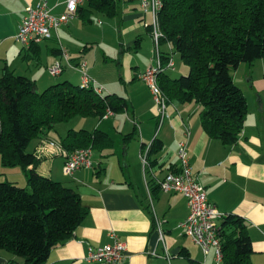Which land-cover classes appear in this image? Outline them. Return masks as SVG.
Returning <instances> with one entry per match:
<instances>
[{
	"label": "crops",
	"instance_id": "crops-1",
	"mask_svg": "<svg viewBox=\"0 0 264 264\" xmlns=\"http://www.w3.org/2000/svg\"><path fill=\"white\" fill-rule=\"evenodd\" d=\"M39 1L0 0V77L8 68L16 75L35 81L38 89L42 90L52 86L54 81V84L71 81L72 77L76 80L77 75L66 73L69 70L78 73L75 85H81L80 72L69 67L66 61H63L64 71L60 76L53 77L48 71L55 62L63 60L62 52L66 50L72 65L86 61L88 74L93 73V78L105 83L95 74L96 63L93 64L91 56L86 54L92 48L89 46L92 39L81 35L86 27L78 16L58 31H52L49 40L29 48L16 42L15 35L22 24L25 9ZM46 1L56 16L67 10L66 0ZM118 5L120 10L115 19H120L117 26L121 23L123 28L120 59L125 69L124 73L121 72L120 81L131 88L127 98L130 109L125 112L126 116L117 114L107 119L87 121L95 123L94 129L107 133L115 141V146L94 151L93 168L80 170L71 177L63 172L64 158L40 151L44 141H54L51 139L53 135L63 138L58 130L60 126L50 131L45 139L33 141L34 147L29 151L41 160L37 173L75 190L88 210L73 238L55 247L44 264H104L87 262L85 258L90 247L113 244L112 234L127 246L119 264H216L213 251L205 257L179 228L190 213L187 199L182 194L163 193L159 188L169 173L180 169L178 144L185 140L186 129L191 133L188 151L192 172L206 189L208 200L226 216L233 214L244 220L253 246L250 261L252 264H264L263 59L252 65H241L233 72L234 81L244 92L248 103L244 129L235 144H224L206 134L201 125L204 107L195 103H169L161 123L158 108L151 102V92L146 84L142 86L144 83L139 79L149 66L145 65L134 74L132 70L138 69L140 63L137 56L130 55L133 49L136 52L142 49L145 35H151L146 26L150 21L141 14L137 0H120ZM79 6H84V3ZM168 47H165L166 51L171 50ZM175 54L171 51L169 55L173 57ZM180 70L185 74V67L180 66ZM143 90L147 93L146 102L143 101L145 94L140 93ZM83 121L79 123L83 124ZM79 123L73 125L79 126ZM68 127L65 137L74 130L72 126ZM131 133L134 138L125 146L123 140ZM31 169L26 172L18 166L4 167L0 156V182L22 184L20 186L24 187ZM156 218L162 222L165 243L159 241ZM185 250L193 261L184 257ZM0 264H24V260L2 251Z\"/></svg>",
	"mask_w": 264,
	"mask_h": 264
},
{
	"label": "trees",
	"instance_id": "trees-1",
	"mask_svg": "<svg viewBox=\"0 0 264 264\" xmlns=\"http://www.w3.org/2000/svg\"><path fill=\"white\" fill-rule=\"evenodd\" d=\"M162 44L171 46L190 68L188 75L160 74V86L169 103L204 107L201 125L206 134L227 145L235 144L248 114L247 98L233 72L241 65L264 59V0H162ZM76 15L90 22L94 14L113 19L117 0H83ZM167 60L169 53L162 52ZM127 98L97 94L71 81L39 92L35 81L6 68L0 77V156L4 167H21L28 182L20 187L0 182V252L44 264L51 251L73 238L88 210L80 195L63 183L36 171L40 159L28 151L33 141L45 139L59 124L75 118L104 119L128 112ZM134 134L124 138L127 146ZM68 151L91 148L103 151L115 141L105 132L70 130L62 141ZM220 237L224 264H252V240L244 220L227 215ZM184 257L193 261L185 250Z\"/></svg>",
	"mask_w": 264,
	"mask_h": 264
},
{
	"label": "built area",
	"instance_id": "built-area-1",
	"mask_svg": "<svg viewBox=\"0 0 264 264\" xmlns=\"http://www.w3.org/2000/svg\"><path fill=\"white\" fill-rule=\"evenodd\" d=\"M137 1L144 11V15L150 14L152 17V21L146 26L150 30L155 44V57L152 65L139 75V79L150 89L162 123L166 116L169 100L161 89L160 74L168 70L175 71L174 58L168 55L167 60H165L161 53V41L164 34L160 24V12L163 8V1ZM82 3L83 0H66L67 10L60 16L52 14L46 0H40L35 6H28L22 24L15 35L16 42L25 48H29L34 44L49 40L52 37V31H58L60 27L69 24L77 17V8ZM169 47L171 48L170 45ZM62 56L63 60L55 62L48 68L51 76H60L64 71L63 61H66L69 67L80 72L82 76L81 85L94 89L97 94L104 93L103 87L90 78L86 61L74 66L71 64L70 56L66 50L62 52ZM110 116H113L112 112H108L104 119ZM190 136V130L186 129L185 140L178 144L177 154L180 169L175 173H169L160 182L159 188L163 193L182 194L187 199L190 213L187 219L179 224V228L182 229L185 236L189 237L201 249L205 257L213 251L216 264H224L220 224L226 215L210 203L206 189L192 172L188 151ZM40 151L41 153L57 154L64 158V174L66 176L71 177L80 170L93 167L94 150L91 148L68 151L58 142L47 140L43 142ZM156 229L159 234V241L165 243L162 222L157 218ZM112 238L113 244L99 248L90 247L85 261L119 264L125 256L127 246L115 234H112Z\"/></svg>",
	"mask_w": 264,
	"mask_h": 264
},
{
	"label": "rangeland",
	"instance_id": "rangeland-1",
	"mask_svg": "<svg viewBox=\"0 0 264 264\" xmlns=\"http://www.w3.org/2000/svg\"><path fill=\"white\" fill-rule=\"evenodd\" d=\"M117 1H120V0H117ZM139 8H140L141 14L144 16V11L141 9L140 6H139ZM119 10H120V6H119ZM25 12H26V9H25ZM100 16H102V17H100ZM146 17H147L148 22L152 21V17L150 14H147ZM91 20H92V22L90 21L87 23H85V22L83 23L82 21H80L86 27V31L82 32L81 35H83V37H85V36L91 37L92 40H90V41H92V42L89 43L90 44L89 46H92V48L90 50H88L86 52V54L91 56L93 64L96 63L95 64L96 65L95 74L99 75V77H101V79H103V81H106V82L105 83L104 82H102V83L98 82L99 80L97 78L92 77L93 73H90L89 76L91 79L96 80L97 83L103 87L105 95L116 93L117 95L124 96V97L128 98L129 94L131 92V88L126 83H123L122 81H120L121 80L120 79L121 78V72L124 73V70H125L121 65V59H120V54H121L120 43H121V39H122L121 31H123V28L121 26V23H120V26L119 25L117 26V23H119L121 21H120V19H117V18L116 19L115 18L114 19H108L107 17H104L103 15H97V14H95L91 18ZM100 22H102V23H100ZM144 30L146 31V29H144ZM146 34H147V32H146ZM144 37H145L144 38L145 40H144V45H143L142 49L138 52H136V50L133 49L130 52V55H132L134 57L135 56L138 57L137 59L140 63L138 69L134 68L132 70L134 72V74H136L139 69L144 68L145 65L147 67L151 66L152 61L155 57V44H154L153 37L151 35L149 36L148 34L145 35ZM84 43H85V39H84ZM142 43H143V41H142ZM167 45L168 44H162L161 45V51L166 52V53L168 52L170 54L171 51L169 49H168V51L165 50V47ZM173 58H174V62L176 63L175 71L168 70L167 73L172 77H180V76L188 75L190 68L184 61H182L180 55L176 53L173 56ZM262 61L264 62V59ZM180 66H183L186 68L185 74H182L180 72L181 71ZM67 72H68V74H72V76L77 75L78 77H76V80L79 78L78 73H75V72L73 73L72 71L66 70V73ZM241 75H242V73H241ZM61 79H64V78H60L59 80H61ZM70 79H71L72 83L76 84V80L74 79V77H72ZM55 82L56 81H54L52 85H54ZM142 86H145V83ZM41 89L42 90L38 89V91L43 92L47 88H41ZM147 89L150 90L149 88H147ZM114 91H118V92H114ZM140 93H141V95L145 94V95H143V101L146 102L148 100L146 91L143 90V91H140ZM151 95H152V93H151ZM151 102L154 104V106H156L154 99H153V96L151 98ZM120 114H122L123 116H126V113H120ZM130 117L133 118V115L130 114ZM82 120H84L83 124L79 123V121L82 122ZM87 121L93 122L94 118L78 117V118H75L72 121H70V123L59 124L58 126H60V128L58 130L60 131L61 136L63 138H60L59 135H53L51 137V139L58 142V144L62 145V141L65 139V135H66L64 132L68 128H70L68 126H72L75 131H80L81 129L89 131V132L94 131L95 130L94 129L95 123H88ZM77 122L79 123V126L73 125ZM33 147H34L33 144H31L28 148V151L32 150ZM95 156H96V154H95ZM58 160H61V159L58 158ZM92 168H89V169H92ZM63 172H64V167H63ZM68 177H70V176H68ZM20 185H22V184H20ZM20 185H18V186H20ZM20 187H23V186H20Z\"/></svg>",
	"mask_w": 264,
	"mask_h": 264
},
{
	"label": "water",
	"instance_id": "water-1",
	"mask_svg": "<svg viewBox=\"0 0 264 264\" xmlns=\"http://www.w3.org/2000/svg\"><path fill=\"white\" fill-rule=\"evenodd\" d=\"M175 253V252H174Z\"/></svg>",
	"mask_w": 264,
	"mask_h": 264
}]
</instances>
